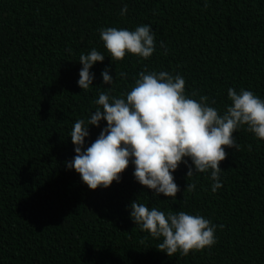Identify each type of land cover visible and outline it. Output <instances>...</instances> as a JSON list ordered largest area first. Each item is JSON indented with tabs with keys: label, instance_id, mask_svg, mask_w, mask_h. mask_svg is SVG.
<instances>
[{
	"label": "trees",
	"instance_id": "trees-1",
	"mask_svg": "<svg viewBox=\"0 0 264 264\" xmlns=\"http://www.w3.org/2000/svg\"><path fill=\"white\" fill-rule=\"evenodd\" d=\"M142 25L155 33L153 55L113 61L98 30ZM93 48L105 60L84 91L79 57ZM141 71L183 76L185 94L208 96L221 114L229 88L264 100V0H0V264H264V140L246 126L233 133L238 149L225 146L215 193L210 171L187 178V157L173 173L176 198L142 186L131 162L118 182L96 190L67 168L75 122L96 110L99 93L129 92ZM106 126H89L85 147ZM137 198L223 228L213 246L169 257L131 219Z\"/></svg>",
	"mask_w": 264,
	"mask_h": 264
},
{
	"label": "clouds",
	"instance_id": "clouds-1",
	"mask_svg": "<svg viewBox=\"0 0 264 264\" xmlns=\"http://www.w3.org/2000/svg\"><path fill=\"white\" fill-rule=\"evenodd\" d=\"M128 12L125 4L120 14ZM100 39L113 61L123 60L126 54L150 58L156 50L155 33L150 25L136 27L134 31L108 27L98 30ZM163 47V44H161ZM165 50V54H166ZM105 56L93 48L81 54L83 65L78 85L87 91L93 86L94 74L90 71ZM125 73H116V76ZM104 84L114 81L109 72H102ZM186 81L181 75L169 72L141 71L129 92L120 97L108 91L101 92L95 103L96 110L87 120L75 122L71 141L75 145V157L66 162L69 170L75 169L83 183L91 190L108 188L119 181L121 174L134 163L135 179L145 188L176 198L180 188L173 173L181 163L190 158L194 169L188 165L187 178L196 173H208L213 181V193L223 187L220 163L226 159L225 146L239 148L233 133L241 126L264 140V100L252 91L228 89L231 105L221 114L216 107L209 106V97L201 95L199 100L185 94ZM215 104V101L212 102ZM107 122L98 138L85 147L90 136L89 126L100 127ZM251 150V146H249ZM196 184H187L185 191L194 192ZM131 219L143 231L161 242L156 249L169 257L202 251L216 243V228L201 215L151 209L137 200L130 205Z\"/></svg>",
	"mask_w": 264,
	"mask_h": 264
}]
</instances>
